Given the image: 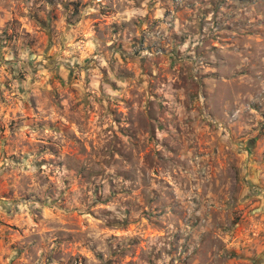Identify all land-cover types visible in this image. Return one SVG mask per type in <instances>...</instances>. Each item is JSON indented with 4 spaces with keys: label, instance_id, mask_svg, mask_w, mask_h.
Wrapping results in <instances>:
<instances>
[{
    "label": "rangeland",
    "instance_id": "rangeland-1",
    "mask_svg": "<svg viewBox=\"0 0 264 264\" xmlns=\"http://www.w3.org/2000/svg\"><path fill=\"white\" fill-rule=\"evenodd\" d=\"M0 264H264V0H0Z\"/></svg>",
    "mask_w": 264,
    "mask_h": 264
}]
</instances>
